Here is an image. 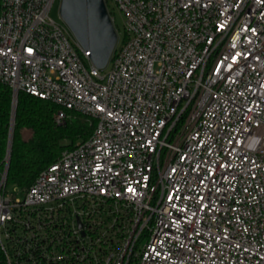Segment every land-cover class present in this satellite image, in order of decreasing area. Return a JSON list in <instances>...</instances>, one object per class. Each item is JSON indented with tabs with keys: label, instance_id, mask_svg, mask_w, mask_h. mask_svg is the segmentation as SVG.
I'll use <instances>...</instances> for the list:
<instances>
[{
	"label": "built area",
	"instance_id": "1",
	"mask_svg": "<svg viewBox=\"0 0 264 264\" xmlns=\"http://www.w3.org/2000/svg\"><path fill=\"white\" fill-rule=\"evenodd\" d=\"M56 1L0 0V82L94 128L0 175L6 264H264V0H105L107 74Z\"/></svg>",
	"mask_w": 264,
	"mask_h": 264
},
{
	"label": "trees",
	"instance_id": "2",
	"mask_svg": "<svg viewBox=\"0 0 264 264\" xmlns=\"http://www.w3.org/2000/svg\"><path fill=\"white\" fill-rule=\"evenodd\" d=\"M12 88L0 82V175L8 165L7 185L27 189L39 173L54 163L64 150H72L93 133L94 121L78 112H68L56 121L58 107L20 91L14 114ZM0 264H6L0 248Z\"/></svg>",
	"mask_w": 264,
	"mask_h": 264
},
{
	"label": "water",
	"instance_id": "3",
	"mask_svg": "<svg viewBox=\"0 0 264 264\" xmlns=\"http://www.w3.org/2000/svg\"><path fill=\"white\" fill-rule=\"evenodd\" d=\"M59 16L69 27L84 51H91L93 64L103 69L110 60L118 41V33L109 15L105 0H60ZM14 114L17 94H14ZM10 146L8 165L10 161ZM8 165L6 173L8 171Z\"/></svg>",
	"mask_w": 264,
	"mask_h": 264
},
{
	"label": "rangeland",
	"instance_id": "4",
	"mask_svg": "<svg viewBox=\"0 0 264 264\" xmlns=\"http://www.w3.org/2000/svg\"><path fill=\"white\" fill-rule=\"evenodd\" d=\"M59 3H60V0H57L55 2V4L53 5L52 9H51V12H50V15L51 17L57 21V22H63L59 16ZM109 6L110 8H114V4L112 3L111 0H109ZM113 16L115 18V26L117 28V30H119L120 32V42L119 44L121 43V41L124 39V36H123V16L122 14L117 11L115 8H114V12H113ZM90 52V51H89ZM112 60H110L107 64V66L105 68H103L102 70V74H107L111 68H112Z\"/></svg>",
	"mask_w": 264,
	"mask_h": 264
},
{
	"label": "snow or ice",
	"instance_id": "5",
	"mask_svg": "<svg viewBox=\"0 0 264 264\" xmlns=\"http://www.w3.org/2000/svg\"><path fill=\"white\" fill-rule=\"evenodd\" d=\"M29 52H31L32 50L31 49H28Z\"/></svg>",
	"mask_w": 264,
	"mask_h": 264
}]
</instances>
